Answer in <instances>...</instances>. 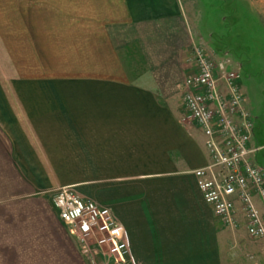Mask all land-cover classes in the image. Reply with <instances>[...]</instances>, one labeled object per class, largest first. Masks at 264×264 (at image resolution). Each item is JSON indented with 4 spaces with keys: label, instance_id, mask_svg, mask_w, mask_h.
<instances>
[{
    "label": "crops",
    "instance_id": "obj_1",
    "mask_svg": "<svg viewBox=\"0 0 264 264\" xmlns=\"http://www.w3.org/2000/svg\"><path fill=\"white\" fill-rule=\"evenodd\" d=\"M196 4L0 6V60L5 52L14 67L9 81L0 78V264H85L39 196L80 187L84 175H94V192L107 193L105 207L124 228L129 253L120 264L264 261V240L249 236L241 213L236 229L223 225L194 175L209 158L185 111L183 84L194 48L214 40L198 29Z\"/></svg>",
    "mask_w": 264,
    "mask_h": 264
},
{
    "label": "built area",
    "instance_id": "obj_2",
    "mask_svg": "<svg viewBox=\"0 0 264 264\" xmlns=\"http://www.w3.org/2000/svg\"><path fill=\"white\" fill-rule=\"evenodd\" d=\"M193 55L195 68L184 80L183 105L204 133L209 158L194 171L198 189L227 227L236 229L241 213L249 236L264 240V176L251 160L261 148L252 145L255 125L243 108L239 75L227 73L225 64H217L204 48H194ZM52 205L91 264L107 256L124 263L129 245L111 208L83 199L71 187L59 189Z\"/></svg>",
    "mask_w": 264,
    "mask_h": 264
},
{
    "label": "rangeland",
    "instance_id": "obj_3",
    "mask_svg": "<svg viewBox=\"0 0 264 264\" xmlns=\"http://www.w3.org/2000/svg\"><path fill=\"white\" fill-rule=\"evenodd\" d=\"M10 2L11 0H0V6L4 9L9 8L11 7ZM196 10L199 12L197 14L198 29L200 31L207 30L203 31L207 33L213 31L214 40L206 43L207 53L217 64L221 62L218 60H222L221 63L225 64L227 73L234 72L239 75L237 83L240 93L244 97L243 108L256 128V136L252 143L262 147L251 160L263 170L264 176V0H197ZM6 42L3 41L5 45L9 44V41ZM2 56L0 78L3 77V79H8L3 81H9L10 73L14 70L13 63L9 54L4 52ZM18 66L21 72L28 70L24 63ZM76 178L81 184L80 187L76 186L78 189L71 187L78 195H80V190H83L85 192L82 191V193L86 194L87 198L100 206H107V193L94 192V175L77 176ZM58 190L39 194L52 210V200ZM9 210L12 209L7 211ZM57 218L59 219L58 216ZM221 223L227 226L223 222ZM76 247L85 264H91L89 259L82 254L80 244ZM259 258L258 262L256 261L257 264H264L262 257L259 256ZM121 259L114 260L107 256L105 258L98 257L95 260L96 264H118L117 262H122ZM229 260L230 257L228 262H230ZM247 262L243 261L242 264H254L252 261Z\"/></svg>",
    "mask_w": 264,
    "mask_h": 264
}]
</instances>
